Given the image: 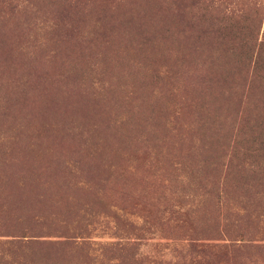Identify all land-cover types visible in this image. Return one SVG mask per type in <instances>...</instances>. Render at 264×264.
I'll return each instance as SVG.
<instances>
[{
    "label": "rangeland",
    "instance_id": "374dc122",
    "mask_svg": "<svg viewBox=\"0 0 264 264\" xmlns=\"http://www.w3.org/2000/svg\"><path fill=\"white\" fill-rule=\"evenodd\" d=\"M197 1L0 0V233L37 238L0 237V264H92L70 243L116 234L123 264H177V238L242 239L222 264H264L263 82L199 109L175 11L256 52L264 0Z\"/></svg>",
    "mask_w": 264,
    "mask_h": 264
},
{
    "label": "trees",
    "instance_id": "16d2710c",
    "mask_svg": "<svg viewBox=\"0 0 264 264\" xmlns=\"http://www.w3.org/2000/svg\"><path fill=\"white\" fill-rule=\"evenodd\" d=\"M186 3H189L191 6L199 5V1L197 0H186ZM186 10L188 12L189 10L193 11L191 18H184L185 16L183 17L181 5H175V11L179 15L177 17L179 18V22L181 20L182 26L179 32V36L182 39L179 45L180 50L184 52V57L189 56L191 58L192 61L184 58L187 63L193 65L195 70L198 69L196 70V74L194 73L195 80L188 85V87H191L190 91L193 95L195 105L198 104V108L203 109V101H206V98L211 99V96H214L213 92H215L216 85L219 82L226 84V91L230 93L231 88H235L237 85L233 81L238 79L243 81V85L248 84V86L251 82H263L264 95V30L263 42L261 41L258 44L257 50L254 52L255 40H253V37L239 38L237 36H228L225 38L212 35L205 31L204 28H200L203 27V22L201 23V20H197L198 17H196V14H198V11L196 9L186 8ZM214 25L210 23L209 27L214 28ZM185 27L187 28V32L183 34L182 30ZM201 63H207L206 68H202ZM186 75L191 79L188 72H186ZM218 93L223 94L221 91ZM198 162L205 163L203 161ZM180 165L183 166L184 164H179V167ZM180 177L182 182L185 176L181 174ZM175 193L173 192L172 194L174 195ZM178 215L180 217L182 216L181 214ZM177 220L181 219L178 218ZM14 229L16 230V228ZM21 229L19 232L0 233V237H6L10 241L2 242V244L18 245L20 247L23 245L22 241L36 237L31 236L32 232H25L28 231V227ZM68 230L76 231V229L71 230V228ZM114 233L116 234L117 232ZM116 236L120 242L115 244L109 243L101 245L99 243L91 244L81 242L70 244H75L74 246L77 249L81 245L92 249L94 252L92 264H123V258L125 260L127 259L126 252L132 250L135 244L126 240V234H116L114 237L116 238ZM78 238L83 239L84 237L78 236ZM177 239L181 243L180 248L185 252V256L182 259L177 257V261L175 262L177 264H222L221 261L223 258L227 256L232 257L236 252H244L249 249L253 250L251 248L254 247L248 246V244H245L246 241L242 239L229 240L230 242L227 244L215 242L219 240H200V243L193 244L189 241ZM26 244L29 243L27 242L24 245ZM63 244L68 243L65 242ZM257 247H261L264 251V246ZM255 252L256 254H261L257 251ZM119 254H122L123 258ZM241 261L244 262L243 259ZM162 262L155 261L151 262V264H162Z\"/></svg>",
    "mask_w": 264,
    "mask_h": 264
}]
</instances>
